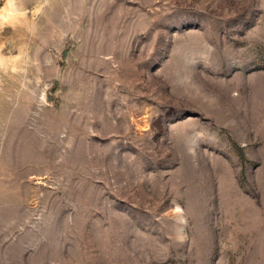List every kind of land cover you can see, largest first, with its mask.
<instances>
[{
    "label": "rangeland",
    "instance_id": "obj_1",
    "mask_svg": "<svg viewBox=\"0 0 264 264\" xmlns=\"http://www.w3.org/2000/svg\"><path fill=\"white\" fill-rule=\"evenodd\" d=\"M13 4L0 264H264V0Z\"/></svg>",
    "mask_w": 264,
    "mask_h": 264
},
{
    "label": "clouds",
    "instance_id": "obj_2",
    "mask_svg": "<svg viewBox=\"0 0 264 264\" xmlns=\"http://www.w3.org/2000/svg\"><path fill=\"white\" fill-rule=\"evenodd\" d=\"M13 9V0H2V4H0V21H5L9 17L13 16Z\"/></svg>",
    "mask_w": 264,
    "mask_h": 264
}]
</instances>
